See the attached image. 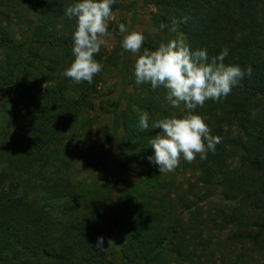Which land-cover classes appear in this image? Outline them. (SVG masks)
<instances>
[{
	"label": "trees",
	"instance_id": "trees-1",
	"mask_svg": "<svg viewBox=\"0 0 264 264\" xmlns=\"http://www.w3.org/2000/svg\"><path fill=\"white\" fill-rule=\"evenodd\" d=\"M143 1L154 8L155 34L139 55L183 39L193 51L207 49L210 59L227 47L226 65L253 70L227 97L194 113L222 142L206 159L181 158L175 171L198 172L202 185L190 199L176 174L160 173L147 159L154 155L148 141L161 130L142 132L140 114L147 111L151 125L186 110L175 111L163 88H131L127 53L123 92L112 106L102 105L111 116V153L81 157L77 177L94 181L77 179L67 145L99 123L92 101L114 59L100 51L102 71L91 84H76L64 76L74 60L75 28L64 10L77 0H0V264H203L210 245L201 204L216 187L235 204L230 222L241 231L234 239L260 252L264 264V0ZM125 7L116 0L113 15ZM139 168L140 178L128 179ZM99 237L102 250L95 247Z\"/></svg>",
	"mask_w": 264,
	"mask_h": 264
},
{
	"label": "clouds",
	"instance_id": "clouds-1",
	"mask_svg": "<svg viewBox=\"0 0 264 264\" xmlns=\"http://www.w3.org/2000/svg\"><path fill=\"white\" fill-rule=\"evenodd\" d=\"M116 0H77L64 10L65 16L75 20L72 34V54L74 57L64 76L76 84H91L103 65L95 59L105 37H111L109 22L114 18L112 5ZM183 22V21H181ZM178 26L173 21L172 31ZM165 24L160 25L163 30ZM120 33L128 32L124 24L119 25ZM145 36L140 31H131L123 36L121 47L132 54L140 53ZM229 54L227 47L219 55L208 56L207 49L193 51L183 39H173L161 43L155 50L144 49L134 64V75L138 85L150 84L153 90L163 88L165 99L172 108L184 105L186 115L153 121L150 125L149 113L139 116L142 132L160 129L155 137L149 139L154 155L147 157L158 167L160 173H170L179 167L181 158L193 163L199 155L206 159L209 151L215 153L216 145L222 142L219 136L211 135L204 118L194 114L206 101H219L227 97L245 76L250 77L252 68L242 69L239 65H226ZM140 112L139 108L133 109ZM97 249H103V237H99Z\"/></svg>",
	"mask_w": 264,
	"mask_h": 264
},
{
	"label": "rangeland",
	"instance_id": "rangeland-1",
	"mask_svg": "<svg viewBox=\"0 0 264 264\" xmlns=\"http://www.w3.org/2000/svg\"><path fill=\"white\" fill-rule=\"evenodd\" d=\"M126 7L117 11L113 15V19L109 22L111 37H105L106 43L101 47V50L106 58H113L115 67H110L108 72L105 73V81L100 84L94 95L95 100L92 101L94 105V111L92 115L98 119L99 123L94 126L90 133L84 138H72L68 143V153L73 155V165L70 169L77 177V168L80 165V158L83 156L91 155L92 157L97 152L111 153V147L108 143L109 135L111 133V116L106 115L102 111V105L107 104L112 106L116 103L123 92L120 69L125 53L128 57V71L129 80L135 81L132 87H138L136 85L134 75V64L139 56V53L132 54L125 51L121 47V42L124 35H127L131 31H140L144 34L145 39L149 40L154 34L155 29L151 24V15L154 11L153 7L147 6L143 0H125ZM35 14H32L34 16ZM124 24L128 32L120 33L119 25ZM141 89L139 90V92ZM175 111L181 112L183 110V104L178 108H174ZM3 118L0 116V126L3 125ZM113 153V151H112ZM212 161L218 160L217 156H212ZM81 161H83L81 159ZM242 160L237 158L232 163L233 169L242 170ZM143 168H139L136 173L129 176L128 179L137 181L140 178ZM80 174V173H79ZM169 174H176L178 184L183 185L182 193L190 199H193L195 191H197L196 185H202L199 183L200 174L192 171H180L175 170ZM77 179L86 180L88 183L94 181V177L87 174H80ZM232 185H238V181H234ZM217 192L211 196V200L201 204L205 210L207 220L204 227V239L210 245L209 249L205 252L203 264H262L263 256L260 252L253 249L249 244H241L236 239L235 235L241 231L238 225L230 222V217L233 213L234 202L226 199V196L222 194L223 188H214ZM203 193L205 190L202 191ZM112 238V237H111ZM112 246L116 252L121 250V239L118 235L114 234Z\"/></svg>",
	"mask_w": 264,
	"mask_h": 264
}]
</instances>
